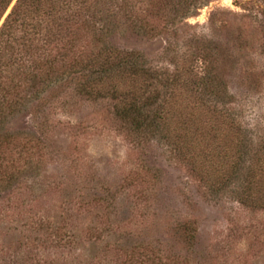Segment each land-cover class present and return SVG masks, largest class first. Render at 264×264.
<instances>
[{"label":"rangeland","instance_id":"374dc122","mask_svg":"<svg viewBox=\"0 0 264 264\" xmlns=\"http://www.w3.org/2000/svg\"><path fill=\"white\" fill-rule=\"evenodd\" d=\"M143 1L150 32L118 22L102 39L154 67L204 59L210 75L211 59L244 122L263 124L264 0ZM76 81L42 85L16 119L39 148L1 197L3 264H264V208L210 190L163 139L136 141Z\"/></svg>","mask_w":264,"mask_h":264},{"label":"trees","instance_id":"16d2710c","mask_svg":"<svg viewBox=\"0 0 264 264\" xmlns=\"http://www.w3.org/2000/svg\"><path fill=\"white\" fill-rule=\"evenodd\" d=\"M134 1L0 0V217L2 194L19 186L39 148L14 128L16 119L40 98L42 85L69 79L78 80L79 95L113 100L139 143L163 139L210 190L230 189L243 204L264 208V123L244 122L211 59L210 75L204 59L154 67L143 53L102 39L118 22L151 31L146 17L133 14ZM4 257L0 249V264Z\"/></svg>","mask_w":264,"mask_h":264}]
</instances>
